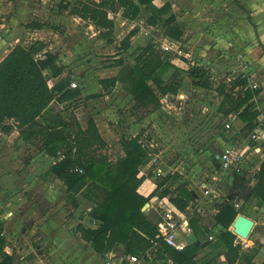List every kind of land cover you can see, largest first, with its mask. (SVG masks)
Wrapping results in <instances>:
<instances>
[{
  "label": "trees",
  "instance_id": "trees-1",
  "mask_svg": "<svg viewBox=\"0 0 264 264\" xmlns=\"http://www.w3.org/2000/svg\"><path fill=\"white\" fill-rule=\"evenodd\" d=\"M142 8L150 9L147 22L151 25L166 15L164 22L167 36L181 39L184 30L171 12L169 1L156 6L153 0H81L73 6L72 11L102 31V35L111 42L109 35L114 29L111 14L122 9L124 16L133 19ZM28 25L41 28L45 24L31 22ZM134 34L135 30H130L121 39L122 49L129 48L130 38ZM44 47L39 40L29 44L18 42L0 59V129L9 133L16 128L23 139L31 138L34 134V137L40 135V148L51 156L60 155L48 171L65 186L67 192L80 193L95 204L88 216L97 225L91 227L79 222L75 231L96 254L105 255L111 250H119L125 259L128 255L142 257L157 233L156 221L159 219V216L142 210L143 205L157 196L177 213L183 214L193 199V192L179 181L177 172L154 176L152 171L141 169L149 159L150 152L140 139L141 132L130 137L122 135L118 141L123 155L111 160L103 152L107 143L91 118L87 120L85 128L77 125L74 132H69L68 125L60 120H51L38 128L37 119L52 102L70 101L80 93L78 87L70 86V77H60L65 66L60 63L58 55L49 50L43 52ZM134 61L133 65H127L121 58L114 60L110 65L119 67L117 75L100 78L99 84L107 90L121 82L142 108L157 109L161 107L162 96L179 94L182 87L181 73L189 77L193 87H212L210 74L203 64L188 62L185 58L182 60L184 66L173 64L152 41L141 46ZM169 70L174 75L179 74L180 79L165 80L164 74ZM46 72L56 79L52 85H49ZM231 81L230 91L226 90L223 82L216 87L222 95L219 109L225 114L235 112L236 117L245 121L243 129L246 135L257 125L259 112L253 108L252 99L258 95L259 89L249 85L244 74H239ZM234 87H238L236 93L232 91ZM99 95L95 93L87 97ZM252 179L249 198L264 209V158L253 172ZM239 213L240 208H235L227 199L218 205L213 222L220 225L221 229L211 244L212 254L209 257H196L201 248L195 240L209 230L200 223L199 217L193 216L190 218L192 241L182 250L161 243L155 258L161 264H211L214 257L226 252L231 264L242 260L244 264H251L250 259L256 249L246 253L242 242L237 241L236 234L229 229ZM2 228L3 223L0 221V264H20L15 260L14 252L9 254L4 250L7 241L1 233ZM260 264H264V260Z\"/></svg>",
  "mask_w": 264,
  "mask_h": 264
},
{
  "label": "rangeland",
  "instance_id": "rangeland-1",
  "mask_svg": "<svg viewBox=\"0 0 264 264\" xmlns=\"http://www.w3.org/2000/svg\"><path fill=\"white\" fill-rule=\"evenodd\" d=\"M177 1L178 3L172 6V9L177 15L179 23L184 28V34L178 42L180 44L179 50L181 52H189L190 57L182 54L179 56L178 51L163 50L166 46L165 44L169 43L165 34L167 28L164 22L165 17H161L157 24L150 26L147 23V16L150 10L148 8H143L142 12L133 21L128 20L123 23L121 22L123 14L120 13V10L117 11L118 13H112L114 29L112 34L109 35L112 38L111 42L108 41L106 36L102 35V31L93 26L89 27V21L82 20L77 23L70 16H64V14H56L53 17H48L47 15L40 17L37 15L35 18L27 19V22L35 20L57 26L58 30H51L50 28L37 30L36 32L38 33L34 34V37H41L43 44L45 45L46 42L59 55L60 62H66L69 75L72 81L76 83V86H80L81 78L86 76L92 78L96 85L97 78L100 76L118 73V66L115 69H108L114 60L121 58L125 64L133 65L135 62L134 57L140 50V46L148 39H153L157 48L170 59L175 61L176 57H178V66H184L183 58L188 62L205 63V53L208 52V49L204 47L203 35L199 29L202 26L206 2L205 0ZM218 1L223 7L218 9V11L224 12L227 16H232V18L237 17V21L241 19L245 25L253 23L255 26L256 23L261 32L264 31V0ZM48 7L49 5L46 6V9ZM130 30H136V33L130 39L129 48L122 49L120 47L121 39ZM191 37L194 39H192L191 43H188ZM246 40H249V37H246ZM234 52L235 50L231 48L228 52L221 50L220 54L228 53L229 55L231 53L230 58L233 59ZM3 54V50H0V55ZM262 55L264 56V50ZM221 64L223 67V64L226 63L222 62ZM225 68L231 69V67L226 66ZM253 68L243 67L241 69L240 67L237 72H244L250 75L252 71H255V74L262 71L259 72L257 69L253 70ZM224 69L221 70L219 66H215L214 73L211 72L214 76L213 82L216 83L218 80L226 79L225 75L228 71L226 72ZM208 70L210 71V69ZM46 75L49 84L52 85L53 78L50 77L48 72H46ZM180 76L182 79L185 75L181 73ZM164 79L169 81L180 78L179 74L178 76L174 75L173 71L169 70L164 74ZM254 80L256 81V79ZM185 82L183 88L190 91L188 96H167L170 104L166 108H170L168 110L172 112L173 117L161 107L157 108L160 131H156L151 125L154 115L151 123L147 125L148 127H142L147 130L140 133V139L143 143L145 142V146L148 148L146 144H149L148 141L150 139L155 138V143L157 142L153 147L148 148L150 158L147 163L149 164L147 166L146 164L142 165L144 166L143 169L149 172L158 168L164 174L177 172L180 176L179 181L183 182L188 190L190 184L193 185L192 176L198 174L200 177L198 178L199 181L203 180L206 184L218 183L216 186L222 191V194L237 200L239 198L241 213L253 219L254 224L247 239L236 235V240L242 242L246 253H252L256 249V253L250 260L251 264H259L264 260V213L247 194L249 185L252 182V174L255 162L258 160V154L252 150L253 155L247 161L243 175L239 177L230 180V175H227L219 181H213L210 177L202 178L204 169L212 167L210 164L211 151L215 144L219 143V139L228 140L230 136L227 131L224 132L221 129L224 116L220 115L219 112L217 113V106L221 97L215 92V89L211 87L206 91L197 92L193 90L194 87L192 85H189L187 81ZM121 87L125 90L124 84ZM225 88L227 91L231 90L228 83ZM111 89L112 87L109 88V92H111ZM128 99L127 94L120 88V93L115 97L110 95L108 101V106L114 109L115 115L113 117L108 114H105V117L100 115V127L102 128V125H104L108 128L110 136L108 137L110 144L107 143L103 152L110 156L111 160H116L123 155L118 139L122 135L130 137L134 132L125 131V127L129 125L128 118L130 117L127 114H131L134 119L138 120L143 113L147 112L138 106L135 101ZM76 103L70 104V106H75ZM55 105L58 107L56 102H54ZM204 106L208 107L206 112H203ZM64 109H68V107L64 105ZM262 123H264V119ZM262 125L264 126V124ZM138 133L139 129L136 134ZM1 142L0 139V145ZM35 143L36 149H38L40 147L39 143ZM4 149L5 147L2 144L0 153ZM31 159L32 154L29 151V147H26L19 155V172L16 176L14 175V178L2 177V174H0V221L3 223V229L7 236L5 238L7 243H9V248L14 252L15 260L20 262V264H106V256L95 254L89 244L79 241L78 232L74 230L76 223L80 219L87 225L89 220L85 216L86 214L79 209L80 207L75 203L71 193L61 190L58 183L47 177V170L45 171L47 164L42 168L44 169L42 173L36 174L35 177L28 181L27 173ZM51 182L54 183L53 189L49 186ZM26 183L28 185H24ZM49 190L51 193H49ZM195 191L201 194V190L193 185L191 192L195 193ZM50 203L53 206L48 209L47 205ZM148 203L150 205L146 206L145 212L148 211L151 215L155 214L160 218V214L164 206H166L165 203L159 202V199L150 200ZM192 206L189 207L188 213L193 212L192 217H199L200 223L209 230L205 235L199 237L197 241V245L201 248L196 255L197 258H206L212 254L211 244L216 240V235L221 227L213 222L211 205L201 203L202 210L200 211L193 210ZM48 220H51V222L46 224L45 229L40 228ZM61 223H66L68 231L75 240L74 242H69L59 237L58 226ZM33 226H36V229L30 235ZM229 229L232 231V224ZM209 233L213 234L212 239H208ZM115 257V260L120 259L124 264H127L126 259L123 258L119 250L115 253ZM141 263L146 264L147 262L141 260ZM244 263L245 261L242 260L236 264ZM211 264H231L229 255L224 252L214 257Z\"/></svg>",
  "mask_w": 264,
  "mask_h": 264
},
{
  "label": "crops",
  "instance_id": "crops-1",
  "mask_svg": "<svg viewBox=\"0 0 264 264\" xmlns=\"http://www.w3.org/2000/svg\"><path fill=\"white\" fill-rule=\"evenodd\" d=\"M78 1H81V0H0V16H1L0 50H3L5 54L6 52H8V50L12 46H14L18 42H21L23 44H29L35 40H39L43 42V40H41L42 39L41 37L39 38L34 37V34L38 33L36 32L37 30H41L45 28H50L51 30H54V29L58 30L57 26H53V24H48V22H43L45 25L41 28L29 26L28 24L31 22H39V21L32 20V21L27 22V19L35 18L37 15L40 17H42L43 15H47L48 17H53L56 14H61V15L64 14V16L65 15L70 16L71 19L75 20L77 23L78 21L85 20V19H82L80 16H78L76 13H73L72 11L73 6H76ZM166 1H169L171 3V12L175 14L174 10L172 9V6L178 3L177 0H153V3L156 6H161ZM205 2H206V7L204 8L202 26H201V29H199V31H201L200 33L203 35L204 47H207L208 52L205 53V57H206L205 63L204 62H201V63L206 67L207 70L210 69V71L208 70V72L211 77L212 87L213 89H215V92L217 93L218 91L216 90V87L218 86L220 82L225 83V86L227 85V83L230 85V82H232L231 79L238 77L239 74L247 75L249 85L255 86L256 88L259 89L258 95H256L252 100H253V106H254L253 108L259 112L257 119H256L257 121L256 127H258L260 130L264 132V126L262 125L264 124L262 123V120L264 119V56L262 55L263 50H264V31L261 32V30L259 29L256 23H255V26L253 23L251 25H245L241 19L237 21V17L232 18V16H227L226 14H224V12L218 11V9L223 8L218 0H205ZM47 5H49L48 9H46ZM142 9L140 12H142ZM119 10H120V13L122 14V9H119ZM149 15H150V10H149L148 16ZM175 16H176L177 22L179 23L176 14ZM163 17H166V15ZM135 18L130 19L123 15L121 22L123 23L128 20L133 21ZM88 24H89V27L93 26L89 22ZM149 25L152 26L151 24ZM135 33H136V30H135ZM246 37H249V40H246ZM167 38L169 40V43L165 44L166 46L163 49L164 51H173V52L178 51L179 56L182 54L186 57L188 56L190 57L189 52L187 51L181 52L179 50V45H180L178 43L179 40L170 38L169 36H167ZM192 39L194 38L191 37V40L190 41L188 40V43H191ZM148 41H152L154 43L153 39H148L145 41V43ZM231 48L235 50V52L233 53L234 56L232 57L233 59L230 58L231 53H229V55L228 53L224 55L220 54L221 50H225L228 52L230 51ZM46 50L56 53L55 51L52 50L51 46H49L45 42V47H44L43 52ZM3 55H0V59L3 57ZM170 60L173 64L177 65L179 59L178 57H176L175 61L172 59ZM222 62L226 63V64H223L224 65L223 67L221 66ZM60 63L65 66V71L60 77L68 76L71 78L67 70L68 68L66 67L67 65L66 62H60ZM215 66H219L221 70L224 69L225 66L231 67V69L230 68L224 69V71L226 72L228 71L227 74L225 75L226 79L222 81L218 80L216 83L212 81L214 77L212 73H214ZM115 67L116 66L110 65L108 69L109 70L115 69ZM240 67L241 69H243V67L244 68L254 67L253 70L257 69L259 72L262 70L261 71L262 73L260 72V73L255 74L256 72L252 71V74L249 75L244 72H237V69ZM114 75H117V74L115 73V74H110L107 76H100L99 78H97L96 85L93 82V79L88 78V76L81 78L82 82L80 83V86L78 85L76 86L80 89L79 95L70 101H66V102L55 101L59 108L56 105L54 106V102H52L49 108L47 109V111H45V113L40 118L37 119L38 121L37 127L42 128L46 125V123L51 122V120H56V121L60 120L64 124L68 125L69 132H74L76 130L77 125H80L81 128H85L87 120L91 118L96 123V126L101 136L103 137V139L106 141V143L110 144V139H108V137H110L108 133V128H106L104 125H102V128L100 127L101 116L105 117V114H108L110 117H113L116 113V112L114 113V109H112V107L108 106L110 95H112L113 97L117 96L118 93H120V88H121V90H123L124 93L127 94V97L133 100L132 95L126 89L125 90L122 89L121 82H117L115 86L112 87L111 92H109V89L104 90L101 87V85L99 84L100 78L110 77ZM254 79H256V81ZM55 80L56 79L53 78V83L55 82ZM181 81H182L181 92L177 95H173V94H168V95L176 96V97H185V95L188 96V93L190 91L188 89H184L183 87L185 85L184 83H186L185 81H187L189 85H191L190 79L187 75H185L183 76ZM193 90L200 92V91H206L208 89L194 87ZM237 90H238V87H234V89H232L233 93H236ZM95 93H99L100 95L97 97H87ZM218 95L222 99V95H220L219 93ZM220 101H219V104H220ZM75 102H77L75 106H70V104H73ZM219 104L217 106V113L219 112L220 115L224 116V120L221 124L222 125L221 129L222 131L226 132L227 130L224 129V122L227 120V116L229 113L225 114L221 109H219ZM64 105L67 106L68 109H64ZM143 109L147 112L143 113V115L138 120L134 119L131 114H127L130 117L128 118L129 125L128 127H125V131H128V130L130 132L134 131L132 133V136H134L137 133L138 129H139V132L141 133L142 131L146 132L147 130H144L142 127H146V128L148 127L147 125L151 123L153 115L154 116H153V121L151 125L154 127L156 131H160L159 120L157 117L158 109H151V108L149 109L143 108ZM207 110H208V107L204 106L203 112L204 111L206 112ZM230 113H235V112H230ZM168 114L172 117L174 116L170 110ZM245 124H246L245 121L241 120L238 117L233 119L231 128L230 130L227 131L228 135L230 136L229 139L228 140L219 139L218 140L219 145L215 144L214 148L211 151V163H210L211 165L213 162V153H215L218 149L222 148L225 144L229 142H232V141L238 142L240 137L242 135L244 136L245 130L243 129V126ZM74 127L75 129L73 130ZM34 136L35 134L31 138L23 139L19 131L16 128H14L9 133H5L1 131L0 129V139L2 141L0 146H2L3 144V147H5V149L2 150L0 153V174H2L1 176L11 177V178H14L13 177L14 175L16 176V174L19 172V168H18L19 155L21 154V152H23V150L26 147H29V151L32 154V159L30 160V165H29L30 168L27 173L28 181H30L32 177H35L36 174L42 173L44 171V169L42 168L46 166L47 164V167L45 168V171L47 170V177L52 178L53 182H56L59 184L58 186H60L61 190L66 191L65 186L52 173H49L48 171L50 166L60 157V155H58L57 157L51 156L45 150L41 149L40 147L36 149L35 142H38L40 146V141H39L40 135H38L39 137L37 138ZM155 141H156L155 138L150 139L148 141L149 144H146L148 148H150L149 146L150 144L154 146L157 143V142L155 143ZM263 142H261L259 147H257L259 143H253V141H249L250 145H249V150L247 152L245 166L247 164V161L251 158V155H253L252 150H254L255 153L258 154L257 155L258 160L255 162L254 171L259 167L261 160L264 158ZM108 157L110 158V156ZM149 158H150V152H149ZM145 164L147 166V164L149 163L146 162ZM143 167L144 166H141L142 170H144ZM210 169H211L210 167H206L204 169V176L202 178L205 177V175L208 173L207 171H209ZM7 175H10V176H7ZM193 176H199V175L194 174ZM193 176H192L191 181L195 187H198V181H197L198 177L194 180ZM229 179L232 180L233 177H230ZM45 183L48 184L47 181H45ZM252 183H253V179L249 186H251ZM53 184L54 183L51 182L49 186L52 188ZM24 185H28V183ZM193 185L190 184L189 190L192 189ZM249 190H250V187L248 191ZM49 193H51V191ZM195 193L197 192L195 191ZM247 194H250V193L248 192ZM71 195L74 198L75 202L78 204V207H80L79 209L83 211V213L86 214L85 216H87L89 220L88 224L86 225L83 221L78 219V222L76 223V225L79 222H82L86 226L95 227L97 224L93 220H91L88 216V212L95 206V204L91 202L90 200L84 198L80 193L71 194ZM154 199L158 200L159 198L157 196H154L150 200L153 201ZM159 202L164 203V201H162L161 199H159ZM149 205L150 204L148 203V206ZM47 206H48V209H50L52 208L53 204L50 203ZM81 206H82V209H81ZM261 209H262V212L264 213V209L263 208ZM50 222L51 220L45 221V223H43V225L40 228L45 229L46 224ZM58 227H59L58 233L60 235L59 236L60 238H63V240H67L69 242L75 241L74 238L71 236V233L68 231V226L66 225V223H61V225H59ZM35 229H36V226H33L31 229L30 235L34 233ZM78 237H79V234H78ZM190 239L192 241V237ZM79 241L82 243L83 242L85 243V241L80 238H79ZM197 241L198 240H195L196 244H197ZM117 251L118 250H111L107 252L105 255H100V256H106V259H107L106 264H124V262L121 261L120 259L115 260L116 257L114 258V256ZM146 262H147L146 264L153 263V261H149V260H146Z\"/></svg>",
  "mask_w": 264,
  "mask_h": 264
},
{
  "label": "built area",
  "instance_id": "built-area-1",
  "mask_svg": "<svg viewBox=\"0 0 264 264\" xmlns=\"http://www.w3.org/2000/svg\"><path fill=\"white\" fill-rule=\"evenodd\" d=\"M70 86L76 87V83L71 81ZM167 96L168 95L162 96L160 100L161 108L169 113V110L166 108L170 104V101L167 100ZM234 118H236L235 113L228 114L227 120L224 122L225 130H230ZM263 140L264 132L256 127L247 135H242L238 142L232 141L225 144L222 148L213 153L212 167L209 171H207L208 173L204 178L210 177L213 181H219L227 175H230V177L233 178L243 175L247 152L250 145L249 141H253V143H259L257 145V147H259ZM143 144L145 145V142ZM149 146L153 147L151 144ZM78 170L81 171L80 168H78ZM152 173L155 176L164 175V173L158 168H156V170L153 169ZM197 177L199 178V176H193V179L195 180ZM197 181L198 187L201 190V194L193 193V199L183 214L177 213L172 207L165 204L166 206L163 208L160 218L156 223L157 233L152 239L151 246L146 250L145 255L142 257L137 255L126 256L128 264H139L141 263V260L155 262L149 264H161V261L155 258L156 252L161 246V243H165L166 245L177 250L184 249V247H186L191 241L190 238L193 235V228L190 224V218L192 217L193 212L188 213L190 206L193 205V210L196 209L197 211H200L202 210L201 203L208 204L212 206V213L214 214L218 211V205L227 199L234 204L235 208H240V200L222 194V191L216 186L218 183L206 184L203 180ZM1 233L2 235L6 236L5 230L3 228ZM207 237L208 239H212L213 234L209 233ZM8 244L9 243H7L4 250L5 252L11 254L13 250L9 248ZM164 255H167V253L164 252Z\"/></svg>",
  "mask_w": 264,
  "mask_h": 264
},
{
  "label": "water",
  "instance_id": "water-1",
  "mask_svg": "<svg viewBox=\"0 0 264 264\" xmlns=\"http://www.w3.org/2000/svg\"><path fill=\"white\" fill-rule=\"evenodd\" d=\"M250 191L251 189L248 192L250 193ZM146 206H148V202L145 203L141 209L145 210ZM253 224V219L242 213H239L232 222V231L234 234L241 238H247L249 236Z\"/></svg>",
  "mask_w": 264,
  "mask_h": 264
},
{
  "label": "bare ground",
  "instance_id": "bare-ground-1",
  "mask_svg": "<svg viewBox=\"0 0 264 264\" xmlns=\"http://www.w3.org/2000/svg\"><path fill=\"white\" fill-rule=\"evenodd\" d=\"M245 239V238H244ZM247 239V238H246Z\"/></svg>",
  "mask_w": 264,
  "mask_h": 264
}]
</instances>
